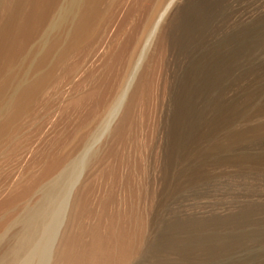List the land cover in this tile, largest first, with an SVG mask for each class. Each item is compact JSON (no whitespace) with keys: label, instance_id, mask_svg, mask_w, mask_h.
Segmentation results:
<instances>
[{"label":"rangeland","instance_id":"1","mask_svg":"<svg viewBox=\"0 0 264 264\" xmlns=\"http://www.w3.org/2000/svg\"><path fill=\"white\" fill-rule=\"evenodd\" d=\"M72 1L0 0V222L51 153L88 152L64 185L47 264L91 242L112 248L113 264H264V38L244 57L223 49L215 69L210 52L263 20L264 0L215 13L212 0H177L159 24L165 0ZM126 45L141 62L130 86L125 67L120 110L116 93L105 109L83 102ZM18 231L0 232V264Z\"/></svg>","mask_w":264,"mask_h":264},{"label":"bare ground","instance_id":"2","mask_svg":"<svg viewBox=\"0 0 264 264\" xmlns=\"http://www.w3.org/2000/svg\"><path fill=\"white\" fill-rule=\"evenodd\" d=\"M108 1H110V0H108ZM175 1L177 2V0H171L169 3H166L167 1L165 0L159 4L158 12L160 10V12H159L160 15L157 12L156 13L159 15L160 18L157 19L158 21L155 20L157 24H159V21L163 17H165L166 13L173 7V5L175 4L174 3ZM178 1H180V0H178ZM115 3H116V1H115ZM222 3H224V0H212V2L210 3L211 10H213L214 13L221 11ZM72 4H73V9H75V6L77 5V0H73ZM223 6H224V4H223ZM234 6L235 5H233V7ZM113 7H115V6H113ZM175 8H177V7H175ZM188 12H190V11H188ZM220 14H221V12H220ZM189 15L190 14H187L188 18L190 17ZM155 16H154V18H155ZM126 18H124V19L122 18V20H125ZM154 18H153V16L149 17V20H148L149 23H153L152 21L154 20ZM188 18H187V21L190 22V24H194L196 22V20H192V19H190V18L188 19ZM217 20H218V18H217ZM149 23H148V25H149ZM92 26H94V25H92ZM115 32H117V31H115ZM125 32H127V31H125ZM155 32H156V30L153 32V35L155 34ZM263 38H264V19L260 20L255 25H252V26H249V27L242 29L237 34H229V35L226 34L223 42L220 40L221 43H219L217 45V47H215L216 46L215 45L214 46L215 48H211V50H210L211 56H212V58H214V62H215L214 69L216 67L223 65V58H224V55H223L224 50L223 49H226V52H228L229 50L227 51V48H230V50L236 51L235 53L238 54L239 56L244 57V55H246V53L248 54V52L261 47L263 45V42H262ZM212 41H213V39H212ZM87 43H89V42H87ZM89 44H91V43H89ZM261 48H263V47H261ZM129 50H130V48L128 45H126L124 47V49L122 50L121 53H119V51L117 50L119 54H114L112 62H110V64H108L106 66L107 74L100 78V80L96 83V86L92 89V91L86 97H84V99L82 100L83 102H85L86 100L88 101V100H91V99H94L95 97H97L98 99H96L97 100V106L96 107L100 108V107L104 106V109H105V107L108 106L109 100H111L113 95L117 92L116 89L118 87L120 79L122 78V76L124 74L123 72L125 70V67H126V76L124 78V81L126 79H128L127 80L128 81L127 86L131 85V83L133 82V79L136 75L135 72L138 70V65L140 64L139 62H141V61L138 60V62H137V58L135 59L136 53L133 51L130 54L128 52ZM143 51H146V50H142V52ZM142 52H141V54H142ZM226 55H228V53L225 54V57H226ZM109 57H110V55H109ZM228 57L230 58V56H228ZM237 60H239V59H237ZM230 62H232V61H230ZM118 65H121V66L123 65L122 73L119 76H118V70H119ZM202 66H203V64H202ZM229 68H231V67H229ZM198 69H200L199 72L204 73V67H201L199 65ZM218 75L219 74L217 73V76ZM210 76L212 77L213 75H210ZM113 79L114 80L119 79L118 82L116 81L115 85H114L115 81L113 82V84H111ZM197 83H198V86L200 88H202V87L204 88L205 86L208 87V85H209L208 79H207V81H201L198 79ZM212 85H211V87H212ZM203 91H204V89H203ZM206 91H207V89H206ZM110 93H111V96L108 100V98L106 96ZM118 93L115 94L114 99H113L112 104H111L115 107L114 108L115 113L118 110H120L121 105L123 103V98L125 99V97H126L127 90L124 92V94L121 96V99H119V100H118ZM131 103H133V102H131ZM131 103H129V105ZM131 106H132V104H131ZM88 155H89L88 152L78 154L77 156H74L73 154L57 155V154L51 153L47 157L48 160H47V163L45 165L43 172L40 175L33 177L31 179V181H29V183H27V185L24 184L25 186L23 185L24 187L22 189L20 188L21 191L18 189L19 190L18 192L16 191V193L13 194V196L9 200L7 199V202L5 203V205L11 206L12 213L11 214L9 213L10 215L8 217L4 218V220L2 222H0V232L3 229H5V227L7 225H9V223L11 221H13L14 226L19 227V231L17 232L16 237H15L17 242H15L13 247H11L6 253H4L3 257L4 258L6 257L7 260L6 261L3 260L4 261L3 264H34L35 262H36L35 264H47L48 259H49L50 249H51L52 243L54 242V240L57 236V232H58L57 228H59V224L61 222L64 210H65V203L62 201V199L65 196V194L69 191V187H65L64 185L65 184L68 185L69 183L70 184L75 183L74 179L78 176L79 171L85 166V164L87 162ZM57 173H58L57 179L53 182H50L45 187H43V183L50 180ZM41 187H42L41 199L35 203H31V204H30V202L28 203L27 200L29 198L33 197V195L36 193V191ZM21 212H22V214H21ZM16 216H18V217H16ZM1 240L3 241V239H1ZM101 240H102V238H101ZM0 244H1V242H0ZM74 244H72V245H74ZM103 245L104 244H102V242L84 243L80 247L78 246L77 250H75L76 248H74V250H72L71 249L72 246H71V248H70L71 250H68L70 253L66 252L67 256L69 257L68 264H108V262H109V264H113L115 257H113L112 253L110 252L112 248H107L110 251L109 250L106 251V249ZM120 249L121 248H119V250ZM68 253H69V255H68ZM112 258L114 259L113 261L110 260ZM116 259H117V257H116ZM61 260H62V258H61ZM110 261L112 263H110Z\"/></svg>","mask_w":264,"mask_h":264}]
</instances>
